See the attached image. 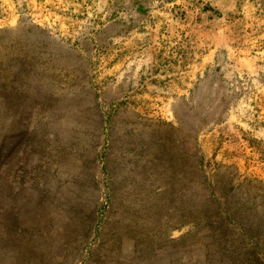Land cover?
<instances>
[{
	"label": "rangeland",
	"instance_id": "rangeland-1",
	"mask_svg": "<svg viewBox=\"0 0 264 264\" xmlns=\"http://www.w3.org/2000/svg\"><path fill=\"white\" fill-rule=\"evenodd\" d=\"M0 264H264V0H0Z\"/></svg>",
	"mask_w": 264,
	"mask_h": 264
}]
</instances>
